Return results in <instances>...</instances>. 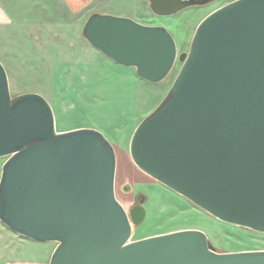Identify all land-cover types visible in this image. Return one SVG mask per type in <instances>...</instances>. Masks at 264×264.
I'll return each mask as SVG.
<instances>
[{"label": "water", "instance_id": "water-1", "mask_svg": "<svg viewBox=\"0 0 264 264\" xmlns=\"http://www.w3.org/2000/svg\"><path fill=\"white\" fill-rule=\"evenodd\" d=\"M212 0H148L169 16ZM83 37L144 81L181 67L165 97L135 127L129 155L142 172L217 219L264 233V0H232L196 26L178 54L170 31L91 13ZM0 222L56 243L48 264H264V249L217 251L179 229L131 239L142 201L116 198V156L93 128L57 131L35 92L12 96L0 62Z\"/></svg>", "mask_w": 264, "mask_h": 264}, {"label": "rangeland", "instance_id": "rangeland-1", "mask_svg": "<svg viewBox=\"0 0 264 264\" xmlns=\"http://www.w3.org/2000/svg\"><path fill=\"white\" fill-rule=\"evenodd\" d=\"M229 1L215 0L158 17L148 0H0V62L11 95L38 93L50 104L57 131L93 128L111 143L116 156V198L126 209L134 194L143 198L145 215L132 228L133 240L195 228L220 252L264 249V233L217 219L125 159L123 152L129 154L135 127L163 100L181 62L176 60L161 82L144 81L133 67L112 61L90 44L82 35L83 25L93 12L163 24L179 54L188 51L198 23ZM4 160L0 158V174ZM6 230L0 222V264L12 257Z\"/></svg>", "mask_w": 264, "mask_h": 264}, {"label": "crops", "instance_id": "crops-1", "mask_svg": "<svg viewBox=\"0 0 264 264\" xmlns=\"http://www.w3.org/2000/svg\"><path fill=\"white\" fill-rule=\"evenodd\" d=\"M137 78V76H136ZM125 159L131 162V158L128 153H124ZM135 168L134 163H129V165ZM116 174V173H115ZM117 181L115 180V192L117 188ZM5 238L7 239L8 247L12 257L6 259L2 264H48L49 258L52 250L54 249L56 243L54 242H43L39 245L38 241H32V239L18 235L17 233L6 230ZM31 241H26V240ZM33 242V243H29ZM28 253V254H27Z\"/></svg>", "mask_w": 264, "mask_h": 264}, {"label": "flooded vegetation", "instance_id": "flooded-vegetation-1", "mask_svg": "<svg viewBox=\"0 0 264 264\" xmlns=\"http://www.w3.org/2000/svg\"><path fill=\"white\" fill-rule=\"evenodd\" d=\"M214 1H215V0H212L211 2H209V3H207V4H204V5H194V6H205V5H208V4H210V3L214 2ZM190 7H192V6H190ZM157 16H158V15H157ZM158 17H165V16H158ZM140 23H142V22H140ZM156 23H164V22H156ZM156 25H162V26H165V25H163V24H156ZM165 27H167V26H165ZM142 199H143V198H142V196H141L140 194H138V193L134 194V195H133L132 202H131L130 206H128L127 209L133 207V206L136 205L138 202L142 201Z\"/></svg>", "mask_w": 264, "mask_h": 264}]
</instances>
